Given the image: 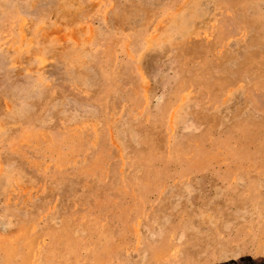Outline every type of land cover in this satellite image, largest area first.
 Masks as SVG:
<instances>
[{
	"label": "rangeland",
	"instance_id": "1",
	"mask_svg": "<svg viewBox=\"0 0 264 264\" xmlns=\"http://www.w3.org/2000/svg\"><path fill=\"white\" fill-rule=\"evenodd\" d=\"M0 264H264V0H0Z\"/></svg>",
	"mask_w": 264,
	"mask_h": 264
}]
</instances>
